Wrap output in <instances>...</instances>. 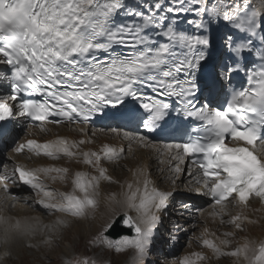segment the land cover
Returning <instances> with one entry per match:
<instances>
[{"label": "snow or ice", "instance_id": "obj_1", "mask_svg": "<svg viewBox=\"0 0 264 264\" xmlns=\"http://www.w3.org/2000/svg\"><path fill=\"white\" fill-rule=\"evenodd\" d=\"M122 12L134 22L121 23ZM188 13L202 17L188 21L196 29L207 27L206 16L209 24L222 19L243 34L245 43L233 45L229 38L233 65L245 52L253 53L258 29L264 45V0H217L214 4L173 0L168 6L157 0L146 11L128 10L126 0H0V66H6L0 81H7L9 89L0 94V122L18 114L27 127L41 133L49 131L48 125L67 124L80 134L78 139L57 136L15 143L7 158L13 166L9 171L3 164L5 171L0 173L3 207L16 199L10 185L29 189L36 203L49 213L61 214L54 224L45 226L50 233L65 224L64 216L82 218L95 213L101 182L114 183L104 165L118 163L125 149L107 143L89 148L95 143L88 133L93 118L136 122L152 133L163 129L162 122L173 107L166 101L174 98L179 105L176 111L197 122L186 140L158 144L145 134L121 131L119 126L111 132L129 145L136 143L166 155L173 184L185 170L194 177L197 194L211 201L209 216L232 229L217 234L205 228L196 237L200 248L218 261L264 264V240L243 236L233 247V240L245 232V223L257 222L248 216L250 202L256 199L264 209V52L259 53V69L247 71L246 86L233 88L224 107L199 104L195 74L206 60L210 41L207 36L177 30L176 18ZM152 34L161 39H153ZM224 71L230 77L239 68L229 66ZM129 99L136 102L134 106H129ZM6 131L0 128V135ZM20 156L51 163L28 167L16 162ZM72 164L86 166L91 174L73 172ZM57 183L70 184L71 190L49 187ZM122 189L121 199H110L123 209V225L135 235L113 243L103 235L113 226L109 220L97 239L117 253L131 250L132 264H146L153 231L174 193L159 190L143 169L134 171ZM230 206L238 209L235 215H230ZM0 230V243L7 245L17 236L35 234L37 226L0 215ZM207 260L205 252L192 251L179 264ZM64 264L94 262L72 256Z\"/></svg>", "mask_w": 264, "mask_h": 264}, {"label": "bare ground", "instance_id": "obj_2", "mask_svg": "<svg viewBox=\"0 0 264 264\" xmlns=\"http://www.w3.org/2000/svg\"><path fill=\"white\" fill-rule=\"evenodd\" d=\"M156 2L157 0H126L128 10H131V11H146L151 5H154ZM158 2L165 6H168V5H172L173 0H158ZM206 2H208V0H206ZM216 2L217 0H210L211 4H214ZM237 2H239V0H237ZM256 3L258 2L256 1ZM121 14L125 15L123 12ZM180 17H183L191 21H198L200 19V16H197L193 13H188L186 15H180ZM215 23H216V26H215L216 30L218 29V34H215L216 30H214V33L211 35L210 41L212 42L213 48L218 49L220 46H222L225 42L228 41L230 34H229L228 24H226L222 19L215 21ZM2 84L3 82L0 81V85ZM0 94H2V91H0ZM19 124H22V121L18 120L16 123V126H18ZM47 127L49 129L47 133H41L38 128H26L24 133L20 135L13 142V144L7 148L6 157L3 158L2 156H0V173H3L5 171L3 164L8 165V170H9V167L13 166V162L8 160L7 158L9 155H12L11 149L12 147H14L15 143L17 142H21L24 139H28V138H35L37 140L43 141L47 139H53L57 136H63L69 139L80 138V134L72 130L75 126L48 125ZM93 132H95V135H92ZM88 133H89V138L95 141L93 145L88 146L89 148H92L93 150H95V149H98L102 144L107 143L115 147H123L125 149V152H124L123 157L119 160L118 163H113V164L105 163L104 166L108 168V174L111 176L112 180L116 183V186L115 184H114V187H112L113 185L107 186L105 181L101 182L99 190H98L99 195L97 197L99 201V207L97 208L95 213L87 217H84V225L86 229L82 230L81 231L82 233H88L91 230H97L98 228H102L101 226L104 224V222L110 220L111 215H113L112 214L113 210L118 208L122 210L121 212H123V209H121L117 203L111 201L110 198L112 196H115L117 200L121 199L122 198L121 193L123 191L122 185H124L126 182H130L132 180V173L134 171H139L140 169H143L146 172V174L149 176L151 181L155 184V186L159 190L170 191L174 193V195L169 200L168 207L160 215V223L157 225V227L153 231V235L150 239L149 246H151L153 239H155L158 235V233L156 232V229L161 231L163 229V226L165 227V225L168 223L169 216L174 214V212L176 211L181 212L179 213L181 217H187L185 216V214L186 215L189 214L190 222L186 221V219L184 218L180 219L179 222L183 223V225L180 226L181 231L183 232L184 229L186 230L189 229V231L191 230L193 232L191 237L194 239L197 237L198 234H200L201 236L205 228H208L210 231H214L217 234H219L220 232L232 230L227 225H221L219 218H212L209 216V213L212 211L211 206H210L211 204H209L207 196L197 194L195 189L198 186L195 184L194 177L189 176L187 174V170H185L183 174H181L178 178H176L175 184H173L174 174L169 169L166 155L159 156L155 151L151 149H143V148L138 147L136 143H132L131 145H129L128 141L118 138L114 133L111 132V129L102 130V129H96V128L89 127ZM129 148L131 149L130 151H129ZM15 159H16V162L25 164L28 167H37V166H40L46 163H51L43 159H36V158L29 160L26 156L16 157ZM161 159L165 160V163L161 164L159 162ZM69 166L71 167L73 172L74 171H86L91 174V170L86 168V166L84 165L72 164ZM121 166H122V169H120ZM151 173H153V175ZM66 186H68L67 189H64L66 188ZM10 187L12 189L10 191V194L11 193L17 194L16 199L9 200L8 207H3L2 203H0V215L11 218L13 221L21 220L22 222H28V223L34 224L37 226V231L35 234H32V235L17 236L7 245L1 243L2 247L3 248L5 247L7 250L14 249V248L16 250H19L18 252L21 254V257L23 258L22 259L20 257L19 262L20 260H24L26 257V259L28 260L30 259L29 261L31 263L32 260H34V258L31 259L30 258L31 256L27 255L26 253L30 254L35 251L37 253L38 252L41 253V255H44L46 258L49 259L48 255H52V253L56 252L54 241H51L48 244L40 243L41 242L40 238L43 233V229H46V228L40 224L41 221L39 220V217L37 216V214L38 215L44 214L41 209H44V210H47V209L43 208L42 206L39 207V204L36 203L37 197L33 193L30 192L31 194H25V193L21 194V192L18 191L17 188L15 189L13 186H10ZM49 187L57 191H70L71 190L70 184H64V185H61L59 183L49 184ZM22 200L24 201V203L27 202V204H29V207L35 211L36 216L30 213L29 211H28L29 213L28 212L17 213V214L13 213V211H16V209H18V208L12 209V207L15 205L14 204L15 201L19 202ZM178 202H180L182 206H179ZM256 209H260V210L256 211ZM195 210L201 214V216H199L200 218L194 215ZM17 211H20V210H17ZM237 211H238L237 208L232 207V206L229 207L230 215H235ZM54 214H56L53 216L54 218H58L61 216V214L59 213H54ZM122 215L123 214L118 216L117 220L115 221V224L118 221H120ZM130 215L135 216V213H130ZM248 216L251 219L256 220L257 222L255 224H248L247 222L245 223L244 225L245 232L240 233L238 237L233 240L234 241L233 243H235L234 247L236 246L237 240L243 236H248L258 241L264 240V209L261 208L259 202L256 199H253L250 202V211L248 212ZM62 218L64 219V221H70V222L77 220V218L67 217V216H64ZM228 218L229 216L224 217L225 220H227ZM200 221H202L201 224L199 223ZM54 222L55 221H53L52 224H54ZM115 224L113 226H115ZM58 227H61V226H58ZM0 232H2V230H0ZM174 235H177V233H175ZM24 241L28 242L29 245H32V246L29 247L28 245L27 247H23L22 244L24 243ZM176 242L181 243L179 239ZM197 243L198 242H196V244ZM196 244L192 246L191 243L188 242L187 250L184 251L180 255L181 257L176 258V259L172 258L170 264H179L180 259L183 258L185 255H188L192 251H202V252H205L207 255H209V260L205 261V264H219V262H222V264H230V260L228 259L226 260L221 259L218 261L212 258L211 255L207 253L206 249H202L199 247V245H196ZM189 245H191L190 248H188ZM170 249H173V247H171ZM10 261L12 260L10 259Z\"/></svg>", "mask_w": 264, "mask_h": 264}, {"label": "rangeland", "instance_id": "obj_3", "mask_svg": "<svg viewBox=\"0 0 264 264\" xmlns=\"http://www.w3.org/2000/svg\"><path fill=\"white\" fill-rule=\"evenodd\" d=\"M120 169H122V166L120 167ZM151 174L153 175V173ZM106 184L107 186L113 185L112 187H114V184L116 186L115 182L111 184H109V182H106ZM67 187L68 186H66V188L64 189H67ZM14 204L15 205L12 207V209L18 208L16 209V211H13L14 214L23 213V212L25 213L28 211L33 215L36 214L35 211L29 207V204H27V202L24 203L23 200L19 202L15 201ZM178 205L182 206L180 202H178ZM28 209H30L32 212ZM121 211L122 210L118 208L113 210L112 213L113 215H111L110 218V220L114 221L113 225L115 224V221L117 220L118 216L123 214V212ZM176 212H174V214L169 216L168 223L165 225V227L163 226V229L160 231V233L164 231V235L161 240L163 247L161 248V243L159 241V245H156L154 249L152 248L150 250L148 248V252L145 257L146 264H170L172 258L176 259L181 257L180 255L187 250L188 242H190L192 246L196 244L197 242L196 238L194 239L191 237L193 232L191 230L189 231V229L188 230L184 229V231L182 232L180 227L183 225L182 222H179L180 219L184 218L186 219V221L190 222L189 214L188 215L185 214V216L188 217L187 218V217H181L179 215V213L181 212L178 211ZM54 215L56 214L54 213H50V214L44 213L39 215L37 214L39 220L41 221L40 224L43 227L52 225V222L56 221L57 218H54L53 217ZM194 215L198 216V218H200L199 216H201V214L198 213L196 210ZM199 223L201 224L202 221H200ZM121 227L122 224H117L115 228L116 230H118ZM84 229H86L84 225V217L77 218V220H74L72 222L65 221V224L63 226L57 227L51 233L48 232L47 229H43V233L40 238L41 239L40 243L45 244L43 243V241L48 239L50 242L54 241L56 252L52 253V255H48L49 259L46 258L44 255H41V253L39 252L37 253L36 251L30 254L26 253L27 255L31 256L30 257L31 259L34 258V260H32L31 263L29 261L30 259L28 260L26 259V257L24 260H20L19 262V258L21 257V254L18 252L19 250H16L15 248L7 250L5 247L3 248L0 243V264H24V263L25 264L26 263L27 264H64V262L72 256L88 258L90 262H94V264H132L133 252L131 250L123 253H117L114 250V248H108L103 244L101 240L97 239V237L100 235L102 231V228H98L97 230H91L88 233H82L81 231ZM175 233H177V235H174ZM49 234L51 235V237ZM103 235L113 243L120 241L122 239L119 238L117 240H111L106 236V232L103 233ZM199 236L200 234L197 235V237ZM178 239L181 243L176 242ZM28 245L29 243L26 241H24V243L22 244L23 247H27ZM191 245H189L188 248H190ZM196 245H198V243ZM234 245L235 243H233V247ZM171 247H173L172 249L173 251L172 250L170 251ZM6 252L7 255H5ZM10 259L12 261H10ZM222 260H226V259H222ZM219 264H222V262H219Z\"/></svg>", "mask_w": 264, "mask_h": 264}, {"label": "water", "instance_id": "obj_4", "mask_svg": "<svg viewBox=\"0 0 264 264\" xmlns=\"http://www.w3.org/2000/svg\"><path fill=\"white\" fill-rule=\"evenodd\" d=\"M119 223H123L122 222V219H120V221H118L116 224H115V226H112L109 230H108V232H106V235H108V236H110V237H112V238H117V237H119V236H121V235H123V234H128V235H134V232L133 231H131L130 229H128V228H119L118 230H116V226H117V224H119Z\"/></svg>", "mask_w": 264, "mask_h": 264}]
</instances>
